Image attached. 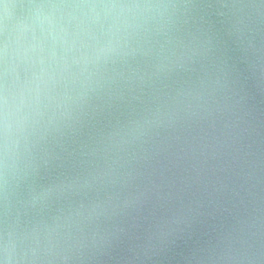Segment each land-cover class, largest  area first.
<instances>
[{"label": "clouds", "instance_id": "obj_1", "mask_svg": "<svg viewBox=\"0 0 264 264\" xmlns=\"http://www.w3.org/2000/svg\"><path fill=\"white\" fill-rule=\"evenodd\" d=\"M0 264H264V0H0Z\"/></svg>", "mask_w": 264, "mask_h": 264}]
</instances>
